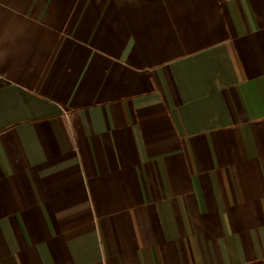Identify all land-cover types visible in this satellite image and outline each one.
Segmentation results:
<instances>
[{"label": "crops", "instance_id": "1", "mask_svg": "<svg viewBox=\"0 0 264 264\" xmlns=\"http://www.w3.org/2000/svg\"><path fill=\"white\" fill-rule=\"evenodd\" d=\"M0 264H264V0H0Z\"/></svg>", "mask_w": 264, "mask_h": 264}]
</instances>
